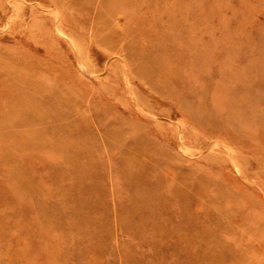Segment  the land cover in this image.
<instances>
[{
	"label": "rangeland",
	"instance_id": "obj_1",
	"mask_svg": "<svg viewBox=\"0 0 264 264\" xmlns=\"http://www.w3.org/2000/svg\"><path fill=\"white\" fill-rule=\"evenodd\" d=\"M154 1L0 0V264H264V0Z\"/></svg>",
	"mask_w": 264,
	"mask_h": 264
},
{
	"label": "bare ground",
	"instance_id": "obj_2",
	"mask_svg": "<svg viewBox=\"0 0 264 264\" xmlns=\"http://www.w3.org/2000/svg\"><path fill=\"white\" fill-rule=\"evenodd\" d=\"M141 1H143V0H141ZM154 1V0H153ZM159 1V0H158ZM167 1V0H166ZM129 2V1H128ZM131 2V1H130ZM133 2H135V1H133ZM155 2V1H154ZM154 2H153V4H154ZM116 3H118V2H116ZM122 3V2H121ZM125 3V2H124ZM126 3H127V0H126ZM137 3V2H136ZM135 3V4H136ZM151 3V2H150ZM138 4H140V2L138 3ZM120 6H121V4H120ZM126 6V5H125ZM136 6V5H135ZM132 6V7H134L133 9H136V7L138 6ZM127 7V6H126ZM125 7V8H126ZM139 7V6H138ZM113 8V7H112ZM122 8V7H121ZM124 8V9H125ZM131 8V7H130ZM162 8V7H161ZM7 9V8H6ZM118 10H119V7H118ZM123 10V9H122ZM127 10H128V7H127ZM136 10H138V9H136ZM135 10V11H136ZM139 10H140V7H139ZM144 10V9H143ZM123 11H125V10H123ZM122 11V12H123ZM164 11V10H163ZM176 11V10H175ZM127 12V11H126ZM129 12V11H128ZM139 12V11H138ZM137 12V13H138ZM130 13V12H129ZM137 13H135V14H137ZM142 13V12H141ZM167 13V12H166ZM152 14V13H151ZM175 14V13H174ZM128 15H130V14H128ZM168 14H166V16H167ZM164 16V15H163ZM168 17V16H167ZM161 18V17H160ZM163 18V17H162ZM171 18V17H170ZM118 19V18H117ZM121 20H122V18H121ZM136 20V19H135ZM172 21H173V19H171ZM170 20V21H171ZM131 21V20H130ZM134 21V20H133ZM175 23V22H174ZM132 24V23H131ZM139 25V24H138ZM131 26V25H130ZM134 28V27H133ZM182 28V27H181ZM179 31H181L180 29H178ZM182 30H184V29H182ZM176 32V31H175ZM178 32V31H177ZM181 32H183V31H181ZM180 33V32H179ZM184 33V32H183ZM175 34H177V33H175ZM181 34L182 33H180V35L179 36H181ZM178 35V34H177ZM183 35V34H182ZM176 37V36H175ZM182 37H185V35L184 36H182ZM181 39V38H180ZM183 40V39H182ZM185 40H186V38H185ZM187 41H188V39H187ZM184 42V41H183ZM189 44V43H188ZM186 45H187V43H186ZM176 47V46H175ZM186 47V46H185ZM187 49V48H186ZM190 49V48H189ZM184 50H185V48H184ZM169 51H171V50H169ZM192 51V50H191ZM187 52H188V50H187ZM189 53V52H188ZM194 53V52H193ZM182 54V53H181ZM190 54H192V53H190ZM189 54V55H190ZM183 56H184V53L182 54ZM195 55H197V54H195ZM193 56V55H192ZM198 56V55H197ZM189 59V58H188ZM191 60L193 61V59L191 58ZM197 60V59H196ZM199 60V59H198ZM195 62V61H194ZM190 63H191V61H190ZM81 65V64H80ZM123 65V64H122ZM195 65V64H194ZM191 67V65L189 66V68ZM195 68H197L198 67V65H197V67L196 66H194ZM84 71V70H83ZM89 75V74H88ZM26 108H27V111H29L28 113L29 114H34V113H36V112H38L39 111V108H42V107H34V108H32V107H28V106H26ZM20 113H25V110H23V109H21L20 110ZM154 117V116H153ZM172 122V121H171ZM9 123V125H10V127L11 128H14V130H11V131H9L5 136L6 137H10L11 135H15V136H22V137H25V141L29 138V136L33 133V131L34 130H36V134L40 137V138H42L41 137V135H42V133H43V130L42 129H38V128H31L30 130H26V131H22V130H18L17 128H20V127H23L24 126V124H25V120H23V117H21V118H17V119H14V120H11V121H9L8 122ZM7 127V124L5 125V128H4V130H6V129H8V128H6ZM3 128V127H2ZM4 130H2L3 132H4ZM3 132H1L2 134H3ZM48 140V139H47ZM24 141V142H25ZM16 142V141H15ZM1 144H3V143H1ZM12 144V143H11ZM66 145H68V148L71 146V145H69V143L67 142V143H63V140H60L59 138H56V139H54L53 140V143L51 142V141H49V142H40V143H38V145H37V150H41V149H46V147H48V146H50L49 148H51V147H65ZM17 147V146H16ZM22 147H24L25 149V151H26V148H28V149H31V148H29V147H27L26 145H22ZM13 149H14V146H13ZM22 149V148H21ZM48 149V148H47ZM23 150V151H24ZM32 150V149H31ZM13 152V151H12ZM35 152H37V151H35ZM32 153V152H31ZM30 153V154H31ZM41 153V152H40ZM92 153H94V152H92ZM28 154V153H27ZM26 155V154H25ZM12 157V156H11ZM24 157H26V156H24ZM8 158H10V157H8ZM18 158H19V156H18ZM22 158V157H21ZM11 159V158H10ZM14 159V158H13ZM38 159V158H37ZM42 159V158H41ZM15 161H17V160H15ZM15 161H13V162H15ZM18 162V161H17ZM14 164V163H13ZM93 164V163H92ZM99 164V163H98ZM53 165V164H52ZM13 166V165H12ZM19 166V165H18ZM47 167V166H46ZM93 167V166H92ZM18 168V167H17ZM50 170V169H49ZM89 170H90V168H89ZM93 170H94V168H93ZM92 170V171H93ZM98 172V171H97ZM162 172V171H161ZM91 174V173H90ZM182 174V173H181ZM95 175V174H94ZM191 177V176H190ZM25 178V177H24ZM96 178V177H95ZM58 179V178H57ZM93 179V178H92ZM101 179V178H100ZM22 180V179H21ZM94 180V179H93ZM143 180V179H142ZM148 180H150V179H148ZM183 180V179H182ZM98 181V180H97ZM206 181V180H205ZM78 183H79V185H81V184H83V181H81V180H79L78 181ZM25 184V183H24ZM76 184V183H75ZM78 185V186H79ZM159 185V184H158ZM196 186V185H195ZM15 187H18V186H15ZM34 187V186H33ZM37 187V186H36ZM76 187H77V184H76ZM22 188V187H21ZM71 188V187H70ZM76 190H77V188H75ZM142 189V188H141ZM27 190V189H26ZM74 190V189H73ZM180 190V189H179ZM220 190V189H219ZM20 191V190H19ZM28 191V190H27ZM39 191V190H38ZM61 191H62V189H61ZM63 192V191H62ZM73 192V191H72ZM176 192V191H175ZM218 192V191H217ZM232 192V191H231ZM69 193V192H68ZM76 193V192H75ZM77 193H79V192H77ZM144 193V192H143ZM152 193V192H151ZM237 193V192H236ZM65 194V193H64ZM71 194V193H70ZM74 194V193H73ZM95 194V193H94ZM100 194V193H99ZM176 194V193H175ZM61 195V194H60ZM67 195V194H66ZM65 195V196H66ZM69 195V194H68ZM72 195V194H71ZM80 195V194H79ZM158 195H160V193L158 194ZM76 196V195H75ZM184 196V195H183ZM208 196V195H207ZM67 197V196H66ZM69 197V196H68ZM146 197V196H145ZM159 197V196H158ZM88 198V197H87ZM90 198V197H89ZM165 198V197H164ZM184 198H185V196H184ZM186 198H187V196H186ZM216 198V197H215ZM72 199V198H71ZM95 199V198H94ZM168 199V198H167ZM79 200H81V199H79ZM180 200V199H179ZM206 200V199H205ZM219 200V199H218ZM224 200V199H223ZM58 202V201H57ZM188 202V201H187ZM76 203V202H75ZM163 203V202H162ZM55 204V203H54ZM88 204V203H87ZM90 206V205H89ZM163 206H165V205H163ZM188 208H189V206H188ZM168 208H166V210H167ZM159 210V209H158ZM160 211V210H159ZM164 211V210H163ZM168 211H170V210H168ZM61 212V211H60ZM59 212V213H60ZM103 213V212H102ZM173 213V212H172ZM54 215V214H53ZM56 216V215H55ZM82 216V215H81ZM104 217V216H103ZM171 217V216H170ZM175 219V218H174ZM200 220V219H199ZM62 222H63V220H62ZM78 222V221H77ZM189 222V221H188ZM184 223V222H183ZM75 224V223H74ZM185 224V223H184ZM179 225V224H178ZM202 227V226H201ZM223 227V226H222ZM203 228V227H202ZM64 229V228H63ZM223 229V228H222ZM175 230V229H174ZM173 230V231H174ZM65 231V230H64ZM175 232V231H174ZM199 232V231H198ZM219 232V231H218ZM201 233V232H200ZM217 233V232H216ZM206 234H208V233H206ZM212 234H213V232H212ZM215 234V233H214ZM203 235V234H202ZM216 235V234H215ZM188 236H189V234H188ZM163 237V236H162ZM195 238V237H194ZM184 239V238H183ZM196 239V238H195ZM199 239V238H198ZM201 240V239H200ZM80 241V240H79ZM176 241H177V239H176ZM212 241V240H211ZM220 243V242H219ZM214 245H215V243H214ZM216 246V245H215ZM209 247V246H208ZM181 248V247H180ZM213 250V249H212ZM230 255H233V254H230ZM224 256H226V255H224ZM198 257V256H197Z\"/></svg>",
	"mask_w": 264,
	"mask_h": 264
}]
</instances>
